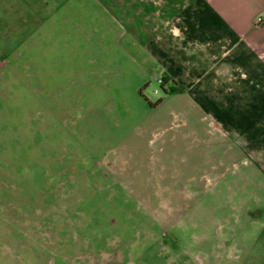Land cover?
I'll use <instances>...</instances> for the list:
<instances>
[{
    "label": "rangeland",
    "instance_id": "374dc122",
    "mask_svg": "<svg viewBox=\"0 0 264 264\" xmlns=\"http://www.w3.org/2000/svg\"><path fill=\"white\" fill-rule=\"evenodd\" d=\"M132 4L0 0V264H264V122Z\"/></svg>",
    "mask_w": 264,
    "mask_h": 264
},
{
    "label": "crops",
    "instance_id": "0c3cea01",
    "mask_svg": "<svg viewBox=\"0 0 264 264\" xmlns=\"http://www.w3.org/2000/svg\"><path fill=\"white\" fill-rule=\"evenodd\" d=\"M133 1L135 15L147 10L148 49L170 81L191 87L167 64L188 62V74L210 79L194 85L211 87L212 97L202 94L201 106L226 109L238 124L264 122V0Z\"/></svg>",
    "mask_w": 264,
    "mask_h": 264
},
{
    "label": "built area",
    "instance_id": "2783aa9c",
    "mask_svg": "<svg viewBox=\"0 0 264 264\" xmlns=\"http://www.w3.org/2000/svg\"><path fill=\"white\" fill-rule=\"evenodd\" d=\"M163 80H164V79L159 78V79H158V82H159L160 84H162Z\"/></svg>",
    "mask_w": 264,
    "mask_h": 264
}]
</instances>
